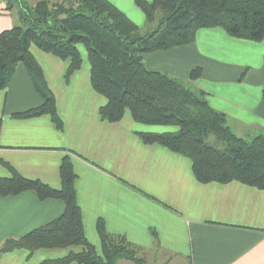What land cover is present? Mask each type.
I'll return each instance as SVG.
<instances>
[{"label": "crops", "instance_id": "0c3cea01", "mask_svg": "<svg viewBox=\"0 0 264 264\" xmlns=\"http://www.w3.org/2000/svg\"><path fill=\"white\" fill-rule=\"evenodd\" d=\"M109 1L144 29L133 0ZM17 21L0 0V32ZM77 47L81 65L66 79L68 60L30 46L54 97L60 128L48 114L14 116L43 102L21 63L0 89V178L12 169L58 189L59 166L67 155L84 234L98 253L95 226L101 219L107 232L124 235L148 253L149 264H264V189L238 181L200 183L188 157L144 143L137 132L158 131L138 126L127 110L117 122L102 120L99 108L106 99L92 89L86 50ZM263 57L264 38L239 39L221 27H207L196 30L191 44L144 53L142 60L148 69L203 91L208 104L225 114L230 130L248 139L264 135ZM193 68L201 74L192 80ZM63 209L61 200H40L31 190L0 196V264H38L78 251L79 246L1 250Z\"/></svg>", "mask_w": 264, "mask_h": 264}, {"label": "trees", "instance_id": "16d2710c", "mask_svg": "<svg viewBox=\"0 0 264 264\" xmlns=\"http://www.w3.org/2000/svg\"><path fill=\"white\" fill-rule=\"evenodd\" d=\"M3 1L7 10H15L18 21L0 32V89L7 86L21 63L43 97L39 106L15 117L48 114L56 127L62 126L30 46L68 60L67 79L81 65L77 46L83 45L92 89L106 99L99 108L102 120L117 122L127 110L136 123L172 126V131L137 135L144 143L188 157L200 183L238 181L264 189V135L249 139L237 136L226 124L225 114L208 104L203 91L191 90L163 72L148 69L142 60L144 53L191 44L199 28L221 27L232 37L260 41L264 38V0H133L146 20L155 23L143 33L109 0H37L32 5L28 0ZM262 73L264 98V57ZM200 74V68H193L189 77L193 80ZM10 171V176L0 178V196L31 190L40 200H61L64 209L52 221L5 242L2 251L22 248L32 253L42 248L79 246L78 251L38 264H116L121 259L145 264L138 255L141 248L124 235L107 232L101 219L95 226L101 252L87 240L69 156L61 160L58 189Z\"/></svg>", "mask_w": 264, "mask_h": 264}, {"label": "rangeland", "instance_id": "374dc122", "mask_svg": "<svg viewBox=\"0 0 264 264\" xmlns=\"http://www.w3.org/2000/svg\"><path fill=\"white\" fill-rule=\"evenodd\" d=\"M37 0H28V3L30 5L34 4ZM50 3H57V2H60L61 0H48ZM139 9V8H138ZM15 12V10H13ZM141 11V10H140ZM142 12V11H141ZM143 16H144V21H145V27L144 29H139L138 28V31L140 33H143V32H148L151 28H153L154 24L153 22H148L146 20V17L144 15V13L142 12ZM133 22V21H132ZM138 27V26H137ZM80 48H82L83 50H85L84 46L83 45H79ZM138 126H141L143 129H146V130H157L158 132H162V131H171V130H174L175 128L172 127V126H157V127H152V126H148V125H143V124H139V123H136ZM249 139V138H248ZM101 252V250H100ZM138 255L139 256H142L145 260V264H149V261L150 260V255L148 253H145L143 252L142 250L139 249L138 251ZM129 261V260H128ZM131 262V261H130ZM132 264H134L133 262H131Z\"/></svg>", "mask_w": 264, "mask_h": 264}]
</instances>
